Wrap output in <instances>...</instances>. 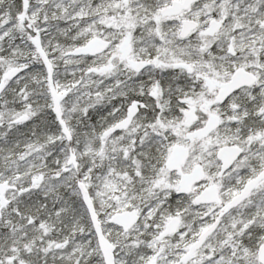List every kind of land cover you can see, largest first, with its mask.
<instances>
[{"label":"snow or ice","instance_id":"obj_1","mask_svg":"<svg viewBox=\"0 0 264 264\" xmlns=\"http://www.w3.org/2000/svg\"><path fill=\"white\" fill-rule=\"evenodd\" d=\"M0 264H264V0H0Z\"/></svg>","mask_w":264,"mask_h":264}]
</instances>
